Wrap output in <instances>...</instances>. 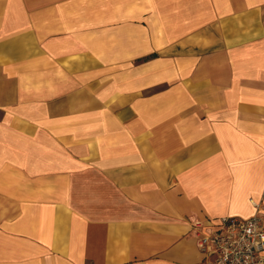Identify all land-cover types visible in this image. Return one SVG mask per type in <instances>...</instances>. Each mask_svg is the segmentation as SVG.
Segmentation results:
<instances>
[{"label":"crops","instance_id":"0c3cea01","mask_svg":"<svg viewBox=\"0 0 264 264\" xmlns=\"http://www.w3.org/2000/svg\"><path fill=\"white\" fill-rule=\"evenodd\" d=\"M257 209L264 0H0V264H205Z\"/></svg>","mask_w":264,"mask_h":264},{"label":"built area","instance_id":"2783aa9c","mask_svg":"<svg viewBox=\"0 0 264 264\" xmlns=\"http://www.w3.org/2000/svg\"><path fill=\"white\" fill-rule=\"evenodd\" d=\"M191 230L205 264H264V217L223 216L217 224L194 219Z\"/></svg>","mask_w":264,"mask_h":264}]
</instances>
